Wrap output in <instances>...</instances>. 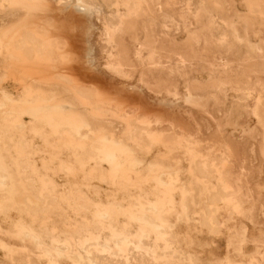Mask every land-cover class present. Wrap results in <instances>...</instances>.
<instances>
[{"label": "rangeland", "instance_id": "obj_1", "mask_svg": "<svg viewBox=\"0 0 264 264\" xmlns=\"http://www.w3.org/2000/svg\"><path fill=\"white\" fill-rule=\"evenodd\" d=\"M0 153V264H264V0H0Z\"/></svg>", "mask_w": 264, "mask_h": 264}, {"label": "bare ground", "instance_id": "obj_2", "mask_svg": "<svg viewBox=\"0 0 264 264\" xmlns=\"http://www.w3.org/2000/svg\"><path fill=\"white\" fill-rule=\"evenodd\" d=\"M94 17V16H93ZM106 31V30H105ZM111 32V31H110ZM137 36V35H136ZM30 37V36H29ZM35 40V39H34ZM105 40V39H104ZM37 42V41H36ZM17 43V42H16ZM100 43V42H99ZM41 44V43H40ZM20 45V44H19ZM31 45V44H30ZM106 48V47H105ZM23 49V48H22ZM43 49V48H42ZM103 49V48H102ZM110 50V49H109ZM25 52V51H24ZM38 52V51H37ZM109 52V51H108ZM27 54V53H26ZM41 54V53H40ZM38 55V54H37ZM32 60V59H31ZM184 67V66H183ZM141 78V77H140ZM76 90V89H75ZM79 91V90H78ZM86 91H87V89H86ZM89 91V90H88ZM81 92V91H80ZM80 92H79V94H80ZM74 93H76V92H74ZM84 94V93H83ZM89 94H90V92H89ZM8 95V94H7ZM81 95V94H80ZM86 95V94H85ZM34 96V95H33ZM84 96V95H83ZM35 97V96H34ZM78 97V96H77ZM81 96H79V98H80ZM82 98V97H81ZM84 99H85V97H83ZM92 98V97H91ZM90 98V99H91ZM89 99V98H88ZM94 99V98H93ZM86 104H87V102H86ZM92 104V103H91ZM138 127V126H137ZM81 134V133H80ZM90 138V137H89ZM67 141V140H66ZM114 142V141H113ZM114 144V143H113ZM118 145V144H117ZM94 147V146H93ZM1 154V153H0ZM17 157V156H16ZM12 158V157H11ZM16 167H17V165H15ZM28 167V166H27ZM26 171V170H25ZM96 177V176H95ZM112 179V178H111ZM3 189V188H2ZM97 193V192H96ZM43 196V195H42ZM1 199V198H0ZM121 203V202H120ZM129 203V202H128ZM144 203V202H143ZM131 205V204H130ZM81 207V206H80ZM193 209V208H192ZM194 210V209H193ZM19 212V211H18ZM110 212V211H109ZM114 215V214H113ZM112 215V216H113ZM116 218V217H115ZM143 221V220H142ZM79 223V222H78ZM87 225V224H86ZM80 226V225H79ZM90 227H91V225H90ZM79 228V227H78ZM67 233V232H66ZM78 239V238H77ZM64 240V239H63ZM166 254V253H165ZM58 264V263H57Z\"/></svg>", "mask_w": 264, "mask_h": 264}]
</instances>
